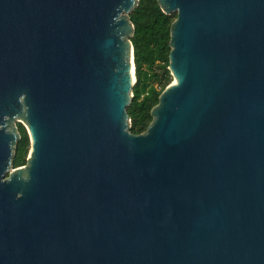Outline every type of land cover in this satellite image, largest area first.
I'll use <instances>...</instances> for the list:
<instances>
[{"label": "water", "instance_id": "obj_1", "mask_svg": "<svg viewBox=\"0 0 264 264\" xmlns=\"http://www.w3.org/2000/svg\"><path fill=\"white\" fill-rule=\"evenodd\" d=\"M137 1L0 0V264H264V0H158L173 80L134 134Z\"/></svg>", "mask_w": 264, "mask_h": 264}, {"label": "trees", "instance_id": "obj_2", "mask_svg": "<svg viewBox=\"0 0 264 264\" xmlns=\"http://www.w3.org/2000/svg\"><path fill=\"white\" fill-rule=\"evenodd\" d=\"M175 12L165 13L158 0H138L129 13L133 24L130 37L133 46L135 82L132 97L126 107L129 130L142 133L152 120L151 109L158 102L161 91L171 82L168 69L170 26ZM19 139L15 143L12 166L26 163L29 136L21 122L16 123Z\"/></svg>", "mask_w": 264, "mask_h": 264}, {"label": "rangeland", "instance_id": "obj_3", "mask_svg": "<svg viewBox=\"0 0 264 264\" xmlns=\"http://www.w3.org/2000/svg\"><path fill=\"white\" fill-rule=\"evenodd\" d=\"M172 80H173V76H172ZM172 80H171V81H172ZM16 123H17V122H16ZM22 124H23V123H22ZM24 126H25V125H24ZM25 128H26V127H25ZM27 156H28V154H27ZM26 158H27V157H26ZM23 165H24V164H23Z\"/></svg>", "mask_w": 264, "mask_h": 264}]
</instances>
